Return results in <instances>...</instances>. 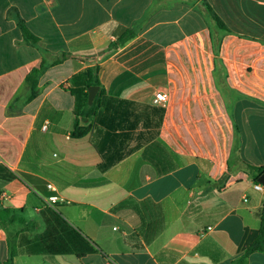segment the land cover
<instances>
[{"label":"crops","instance_id":"0c3cea01","mask_svg":"<svg viewBox=\"0 0 264 264\" xmlns=\"http://www.w3.org/2000/svg\"><path fill=\"white\" fill-rule=\"evenodd\" d=\"M204 3L230 31L218 52ZM17 18L46 64L68 55L33 100L44 56ZM96 65L104 94L77 118L73 78ZM247 165L264 167V0H0V264H264Z\"/></svg>","mask_w":264,"mask_h":264},{"label":"trees","instance_id":"16d2710c","mask_svg":"<svg viewBox=\"0 0 264 264\" xmlns=\"http://www.w3.org/2000/svg\"><path fill=\"white\" fill-rule=\"evenodd\" d=\"M198 9L206 17L210 25L212 43H213L215 51L218 52L221 46L223 37L229 34L230 31L208 4L206 3L201 4L199 5ZM17 20H18V25L22 31L23 37L25 39V42L31 46L36 47L38 51L44 56V60H42L40 67L38 69L32 70L31 73L26 78V85L29 88L28 100H33L38 95V89H37L38 79L41 76V74L49 67L50 64L51 65L58 64L62 60L66 59L68 55H65V54L60 55L59 60L46 64L45 58H47L49 53L41 47L40 40L29 31V29L25 25V22L20 18H17ZM131 36L132 34H124L118 40V42L124 43L127 40H129ZM117 45L118 44H111L107 49L108 52H110V50L115 48ZM102 53L106 54L105 51ZM99 71H100L99 65L92 66L90 68H87L85 71L77 74L73 78L74 86H77L76 89H73V93L77 97L78 108L79 109L87 108V111L82 112L81 114L76 111L77 118L79 116L93 115L95 113V108L98 102V98L104 94V90H103L102 84L99 79ZM91 87H98L99 90L97 93V98L95 99L93 105L88 106L89 105L88 104V97H89L88 90ZM87 133H88V129L80 127L79 120L77 119L72 137L75 139H79V138L84 137ZM236 134H237V127H236ZM247 169L253 175L254 182H258V178L262 174H264V167H254V166L247 165ZM7 218L10 220L11 216H10V211L6 210L4 211L1 219L5 220ZM263 244H264V209L261 213V225L259 229L258 238L256 239L255 243L250 247L249 251L257 250L261 248V245ZM13 261H14V255L12 253L9 264H13Z\"/></svg>","mask_w":264,"mask_h":264},{"label":"built area","instance_id":"2783aa9c","mask_svg":"<svg viewBox=\"0 0 264 264\" xmlns=\"http://www.w3.org/2000/svg\"><path fill=\"white\" fill-rule=\"evenodd\" d=\"M153 103L155 105H160L165 107L168 103V95L166 93H156L154 99H153ZM47 126H44L43 129H46ZM48 188L52 191H55L54 186L52 184H48ZM254 189L260 192H264V186L256 183L254 184ZM46 204L49 207H54L56 205H64L66 203V201L62 198H60L58 195H51L46 199Z\"/></svg>","mask_w":264,"mask_h":264},{"label":"water","instance_id":"95a60500","mask_svg":"<svg viewBox=\"0 0 264 264\" xmlns=\"http://www.w3.org/2000/svg\"><path fill=\"white\" fill-rule=\"evenodd\" d=\"M99 88L98 87H91L88 90L89 93V97H88V103L89 105H93L94 100L97 96ZM258 183H260L261 185L264 186V174H262L259 178H258Z\"/></svg>","mask_w":264,"mask_h":264}]
</instances>
